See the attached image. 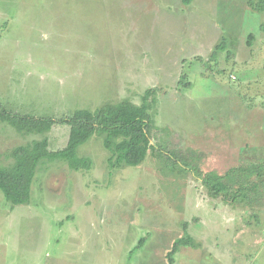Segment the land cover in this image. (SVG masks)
Wrapping results in <instances>:
<instances>
[{"label": "rangeland", "instance_id": "1", "mask_svg": "<svg viewBox=\"0 0 264 264\" xmlns=\"http://www.w3.org/2000/svg\"><path fill=\"white\" fill-rule=\"evenodd\" d=\"M148 89L156 152L115 170L93 137L77 152L90 169L44 162L28 204L0 192V264H264V199L232 207L199 180L264 162V13L248 0H0L9 111L59 119L141 104ZM69 135L55 125L50 150ZM42 138L0 122V165ZM181 238L198 249L181 246L170 262Z\"/></svg>", "mask_w": 264, "mask_h": 264}, {"label": "trees", "instance_id": "2", "mask_svg": "<svg viewBox=\"0 0 264 264\" xmlns=\"http://www.w3.org/2000/svg\"><path fill=\"white\" fill-rule=\"evenodd\" d=\"M248 6L254 14L264 13V0H248ZM249 36L254 37L253 34ZM154 92L152 89L145 91L141 104L124 99L118 103H105L94 110L77 109L71 116L59 119L14 113L0 101L1 123L21 135L43 136L41 140L17 146L7 154L6 158L12 162L0 165V192L12 207L28 204L33 182L44 162H64L74 171L90 169V161L80 159L77 152L93 137L102 139L110 154L108 164L111 168L121 170L140 166L150 151L156 152L152 144L154 119L150 114L156 102ZM57 124L69 126L70 135L64 149L52 151L47 134ZM166 154L167 165L175 171V167L180 166L178 159L182 157ZM199 180L212 198H220L232 207L254 208L264 199V162L247 163L224 174L217 171L201 173ZM143 242L141 240L140 244ZM181 246L197 248L192 239L177 240L168 254L170 262Z\"/></svg>", "mask_w": 264, "mask_h": 264}, {"label": "crops", "instance_id": "3", "mask_svg": "<svg viewBox=\"0 0 264 264\" xmlns=\"http://www.w3.org/2000/svg\"><path fill=\"white\" fill-rule=\"evenodd\" d=\"M188 248H189V247H188ZM180 249H181V248H180ZM180 249H179V250H180ZM192 249H198V248H192Z\"/></svg>", "mask_w": 264, "mask_h": 264}]
</instances>
